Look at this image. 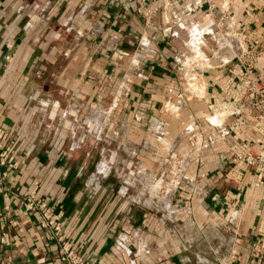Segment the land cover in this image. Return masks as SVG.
Returning <instances> with one entry per match:
<instances>
[{"label": "crops", "instance_id": "crops-1", "mask_svg": "<svg viewBox=\"0 0 264 264\" xmlns=\"http://www.w3.org/2000/svg\"><path fill=\"white\" fill-rule=\"evenodd\" d=\"M212 1L209 15L206 7L194 10L197 0L186 1L188 16L177 0L160 1V28L147 29L137 0H0V129L9 163L0 168V264H64L54 233L40 225L42 212L28 209L30 200L51 210L58 234L85 264H131L136 253L139 264H264L263 112L237 100L246 77L264 92V0ZM53 22L63 33L56 34L58 49L49 48ZM63 57L70 61L57 78L62 95L82 99L85 92L93 99L104 78L109 93L122 76V107L129 120L136 110L143 117L128 125L124 140L137 139L143 168L178 173L169 214L147 213L127 199L130 183L98 179L113 168V155L98 147L99 120H89L85 137L82 112L51 101L48 86L32 84L37 73L49 76L34 64ZM82 68L100 82L81 83ZM116 103L112 95L109 107ZM231 146L261 157L263 168L232 162ZM128 157L120 161L125 168L133 165ZM215 222L224 237L210 245L204 227Z\"/></svg>", "mask_w": 264, "mask_h": 264}, {"label": "rangeland", "instance_id": "rangeland-1", "mask_svg": "<svg viewBox=\"0 0 264 264\" xmlns=\"http://www.w3.org/2000/svg\"><path fill=\"white\" fill-rule=\"evenodd\" d=\"M51 24L52 26H50V28L53 29L51 30L53 32L52 33L50 32V34L47 35V37H49V40L51 39L49 41V44H50L49 48L58 49L59 46L57 45V41L55 39H59V38L56 37V34H63V33L61 29H56V28L54 29L53 27L55 25L54 22ZM54 36L56 38H54ZM67 36L68 38L72 40V38L74 37L73 32L70 34H67ZM33 61L36 62V60H33ZM33 61L32 63L34 64ZM69 61H70V58L63 57L61 60L56 61L54 64L48 63V65H45L44 62L43 63L40 62L41 64L39 63L34 64L37 67L36 70H38V68L40 69L39 71H41L42 68L46 67L47 68L46 73L48 74L49 72V76L48 78H46L47 76H42L41 73L40 74L37 73L36 74L37 77L32 79L33 81L32 84L38 85L40 89L42 88V86H48L47 90L49 91L51 89V94H49L47 91L45 92V95L48 96L51 101H54L55 99L57 100V98H59L61 107L64 106V103L68 104L67 101L70 102L71 107L73 109H76L77 107L76 113L82 112V117L84 120L83 121L84 125L82 126V128L79 127V130L81 133H84L85 137L87 136L86 124L88 127L90 126L89 120H94V122L96 120L97 121L99 120L98 121L100 123L99 127L100 125H102V127L99 128V130L97 131V133L100 134L98 138V142H97L98 147L103 148V150L105 151V154L111 153L110 157H112L113 155L112 157L113 159L107 156L109 160L112 161L113 168H109L112 174L108 173V175H99L98 179L101 180L109 176H112L113 181L116 180V181H119L120 183L125 181L127 183H130L128 185L130 189L127 192H124L125 193L124 196L127 197V199H130L133 202L141 205L142 207L141 206L140 207L142 208V210L146 211L147 213L152 214L154 211L156 212L158 211V212H161L162 214H169V210H171V207H172L170 203V197H171L172 192H174L176 188V187L174 188L175 182L173 181L177 180L176 177L178 176V173L177 175L174 173L176 171V168H143L141 166V159L139 158V156L141 157V154L139 153L143 149L141 146L140 147L138 146V143L136 141L137 139L135 140L131 139L129 145L127 144V140H124L126 133H128V127H129L128 125L131 123L133 124V121H139V122L142 121L143 117H141L140 111L136 110L132 119L129 120L128 111L122 107L121 98L124 95L119 92L120 86L123 83L122 76L117 78L116 85L118 87L115 88L116 86L115 85L112 88V92L114 91L113 93L112 92L108 93L107 92L108 89H105V87H107L109 83L108 81L106 82L107 78H104L103 79L104 81L102 80V83H101L102 86L104 87H102L95 96H92L93 99H91L90 93H85V92L81 93L82 95H84L82 99H78L77 95L72 94V93L68 95H65L63 93L62 95V94H59V91H58L59 86H58L57 78L59 77V73L61 72V70L65 67L64 64H67V62ZM106 65L110 67V64H106ZM81 72L83 74L81 83H83L84 85L91 86V85L98 84L100 82V77L98 76L97 73L95 72L91 73L88 71L87 72L84 71L83 73V68ZM112 95L114 96V99L117 101V103L114 105V108L111 109L109 107V102L112 99ZM95 98H97V100L99 101L97 102L96 107L95 108L90 107L89 109H87L85 107L86 101L95 100ZM74 100L75 101L77 100L79 102L76 103L75 106L73 107ZM47 119H48L47 115H45V120ZM97 121H96V124H98ZM46 122H47L46 129L49 128L50 132L52 133V125H50V122L48 120ZM106 122L113 123L112 125L114 128L113 141L108 140L107 142V140L104 137V134L107 132L106 125H105ZM96 124L93 126L96 127ZM134 127L133 129L136 132L137 126H134ZM150 127L151 126H147V128H145L147 133L154 134L153 128L151 129ZM93 134L96 135L95 132ZM160 134L159 136H161ZM162 135L163 136L161 137H165L164 133H162ZM155 142L160 144V146H162L163 148H165V150H167V146H168L167 143H164V141L163 143H161L159 138H156ZM145 148L148 149V145H145ZM127 149L130 151L131 157L130 156L128 157ZM127 157L130 159L131 162H133V165L131 166L130 164L129 168H125V166L120 163L121 159H126ZM100 160L105 161V158H100ZM156 161H158V159ZM163 163L165 164L164 161ZM180 180L181 181L183 180L182 176H180ZM119 192L121 191L119 190ZM180 207L181 206L178 207V211H179L178 213H184V210H182ZM186 210H187V207L185 211ZM204 229L206 230L205 234H207L208 236V238L206 239H208V241L210 242V245L214 244L217 241L218 242L221 241L224 237V235L223 237H221L220 235L217 236V232H215L218 229L216 222L214 226L209 225V229H208V225H205ZM130 236H132V233L130 234ZM225 242L226 244H231L228 240V237H225ZM135 249H137L136 246H135ZM243 255L244 256L242 257V260L245 261L246 256L249 257V254L247 253ZM233 257H234V252H230L226 258L227 260L230 261V260H233Z\"/></svg>", "mask_w": 264, "mask_h": 264}, {"label": "built area", "instance_id": "built-area-1", "mask_svg": "<svg viewBox=\"0 0 264 264\" xmlns=\"http://www.w3.org/2000/svg\"><path fill=\"white\" fill-rule=\"evenodd\" d=\"M141 2L142 7L139 9V14L142 18V22L145 28L147 29H154V28H160V20L161 15L163 12V8L160 7L159 2L164 0H137ZM181 7H184L186 12L184 13L186 16L192 15V9L187 8L186 1L191 0H177ZM186 5V6H185ZM214 2L211 0H197L196 7L194 10H198L200 8L207 9V15L210 14V12L214 9ZM223 26V19H220L217 22L218 29ZM166 32V30H164ZM168 31V30H167ZM205 34H209L210 36L214 35L212 29H208L204 32ZM201 36H198L197 38H200ZM216 43H219V40L216 41ZM254 59V58H253ZM252 59V60H253ZM237 100L239 104H247L251 106L252 108L260 109L263 113L260 115V120H263L264 124V92L257 88L254 83H252L248 77L244 78L237 91ZM260 130L263 131L264 134V126L262 127L260 125ZM220 137H225L228 135L227 131H221L219 133ZM218 136V135H217ZM219 137V136H218ZM3 138H4V132L0 129V168H5L9 166L8 163V152L6 148L3 145ZM215 136H210L206 138L201 143V149H206L210 146L211 142ZM195 143H193L194 145ZM238 147L231 146L229 152L227 153V158L231 159L232 162L238 163L242 162L246 166H253L254 168L261 169L263 168V163L261 161V157L252 156L250 154L246 153H240L238 154ZM5 174L4 172L0 171V176H3ZM37 206L38 209L42 212V218L40 225L43 228H49L52 230V232L55 235L56 241L60 244V250H61V260L64 264H85L84 260L76 250L73 248V246L67 241L64 240V238L59 235L60 227L56 223V220H54V217L52 216L51 210L43 203V202H37L34 203L30 200L28 204V209H32L33 207ZM133 259L131 260V264H139V257L138 254L131 255Z\"/></svg>", "mask_w": 264, "mask_h": 264}]
</instances>
